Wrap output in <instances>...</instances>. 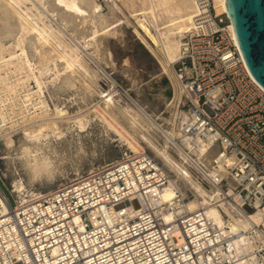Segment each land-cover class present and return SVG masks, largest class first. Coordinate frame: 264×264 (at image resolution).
Here are the masks:
<instances>
[{
    "label": "built area",
    "instance_id": "built-area-1",
    "mask_svg": "<svg viewBox=\"0 0 264 264\" xmlns=\"http://www.w3.org/2000/svg\"><path fill=\"white\" fill-rule=\"evenodd\" d=\"M230 25L213 0H194L172 63L187 113L180 134L214 151L210 182L227 202L264 217V89ZM167 185L154 158L125 153L48 192L0 188V264H264V225L237 245L186 196L163 201Z\"/></svg>",
    "mask_w": 264,
    "mask_h": 264
},
{
    "label": "bare ground",
    "instance_id": "bare-ground-1",
    "mask_svg": "<svg viewBox=\"0 0 264 264\" xmlns=\"http://www.w3.org/2000/svg\"><path fill=\"white\" fill-rule=\"evenodd\" d=\"M213 4L218 14L226 13L225 0H213ZM193 8L194 0H144L139 9L129 13L135 19L136 34L142 42L150 50L160 52L163 70L169 69L172 74L174 101L179 103L183 100L184 90L172 63L179 54ZM98 11L95 0H0V141L5 139L7 156L3 158L8 159V166L19 160L31 182L51 178L69 151H74L77 156L84 152L83 137L92 129L93 118L83 117L80 113L70 114L60 104H54L55 108L51 110L42 100L34 103L32 94L41 97L43 89L50 84L54 92L61 95L74 87L76 89L77 82L82 87H77L79 91L96 94L97 71L88 65L80 48L69 44L63 36L67 31L81 38L79 42L83 48L98 47L103 37L113 31L108 29L110 25ZM48 13L62 27L46 24L44 18L49 16ZM125 20L129 21L127 17ZM162 20L164 22H160ZM230 28L232 30L231 25ZM17 75L20 77L14 78ZM30 80L34 81L37 90L24 94L18 102V87ZM110 87L104 99L97 101L101 104L97 106L111 122L126 127L141 139L173 174L170 175L157 162L162 173L168 176V185L162 192L163 201H171L177 192L185 196L178 183L182 182L194 195L187 200L188 209L203 208L218 227L227 226L229 232L238 235L237 245L246 240V232L254 225H264V217L244 213L227 202L222 197L221 188L210 182V177L218 174L211 167L214 151L203 143L194 144L181 136L180 128L187 118L185 110H176L171 131H166L115 81H110ZM116 94L123 95L133 107L129 102L115 103ZM15 117H19V121L14 120ZM18 124L23 126L16 144L12 129ZM159 132L164 137L163 144L159 143ZM12 148L16 157L11 156ZM171 150L176 151L177 158ZM137 153L144 152H134ZM195 172L210 183V190L202 185ZM12 175L16 174L12 172ZM13 186L18 194H24L21 193L25 189L21 178H15Z\"/></svg>",
    "mask_w": 264,
    "mask_h": 264
},
{
    "label": "rangeland",
    "instance_id": "rangeland-1",
    "mask_svg": "<svg viewBox=\"0 0 264 264\" xmlns=\"http://www.w3.org/2000/svg\"><path fill=\"white\" fill-rule=\"evenodd\" d=\"M143 1L95 0L99 14L105 16L106 24L110 25L108 29L113 30H109L110 33L103 37L96 48H83L79 42L82 41L81 38L75 37L76 35L74 36L66 31L63 36L64 39L71 45H77L88 65L98 73L97 78L95 77L96 83L94 86L96 94L93 92V96L83 90H81L82 92L79 91L77 87H80V84L77 82L76 89L74 87L63 93L64 95H59L54 92L53 87L49 84L43 89L44 92L41 97L32 94V101L38 103V100H42L49 105L51 110H54V104H60L59 106L68 110L70 114L80 113L83 117H92L93 122L90 127L92 129H89V134H85L83 137L84 152H82V156H77L74 151H69L63 162L58 164L59 167L57 165L51 178L43 177L31 182L32 180L30 181L28 173L24 170L19 160H15V165L8 166V159L3 158L7 156L4 144L5 139H3V142L0 141V188L7 195H14L17 192L13 186L15 178H21L24 182L25 191L23 190L21 193L48 192L61 184L73 181L93 169L118 160L125 153L137 151L150 155L173 176L171 171L141 139L131 133L126 127L118 126L113 121L111 122V119L109 120L102 112V109L98 107L101 105L100 102H97L104 99V95L111 90L110 81L113 80L166 131H171L176 110H184L180 104L181 100H179L180 103L176 100L174 101L175 85L172 74L169 69L167 71L163 70L159 60L160 52L158 50H150L136 34L135 19L129 13L131 10L139 9ZM27 6H30L29 2ZM32 10L35 13V9L33 8ZM48 14L49 16L44 18L46 24L48 23L54 28L62 27L55 17H52L50 13ZM126 17L129 21L125 20ZM160 22H164V20ZM107 53L109 56H107ZM16 77H20V75L14 76V78ZM20 86L16 94L18 102H21L24 94L33 93L37 90L33 80L28 81L23 85L24 87ZM114 99L115 103L118 104H123V102L130 103L123 95L116 94ZM131 107H133L132 104ZM14 120L19 121V117H15ZM22 126V124H18L12 129L13 131L11 130L16 144L19 141L18 137L21 136ZM157 134L159 143L163 144L164 137L160 132ZM11 150V156L16 157L15 149L12 148ZM171 154L175 158L178 157L176 151L171 150ZM12 172L16 175L13 176ZM196 174L195 172V176L201 181L202 185L210 190V183ZM178 183L187 199L194 198L193 193L182 182L179 181ZM131 204L135 209L139 207L137 201H133ZM120 207L122 205L118 208Z\"/></svg>",
    "mask_w": 264,
    "mask_h": 264
},
{
    "label": "water",
    "instance_id": "water-1",
    "mask_svg": "<svg viewBox=\"0 0 264 264\" xmlns=\"http://www.w3.org/2000/svg\"><path fill=\"white\" fill-rule=\"evenodd\" d=\"M225 4L242 60L264 89V0H225Z\"/></svg>",
    "mask_w": 264,
    "mask_h": 264
}]
</instances>
